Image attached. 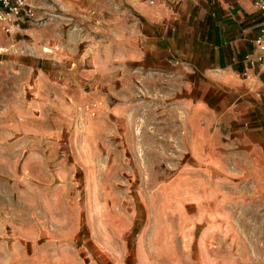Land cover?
<instances>
[{"label": "rangeland", "instance_id": "374dc122", "mask_svg": "<svg viewBox=\"0 0 264 264\" xmlns=\"http://www.w3.org/2000/svg\"><path fill=\"white\" fill-rule=\"evenodd\" d=\"M131 16L104 0L28 33L0 29V264L264 259V216L235 201L227 168L183 150L179 88L156 73L164 63L134 54ZM192 178L226 210L207 244L184 219L196 215Z\"/></svg>", "mask_w": 264, "mask_h": 264}, {"label": "crops", "instance_id": "0c3cea01", "mask_svg": "<svg viewBox=\"0 0 264 264\" xmlns=\"http://www.w3.org/2000/svg\"><path fill=\"white\" fill-rule=\"evenodd\" d=\"M27 1L46 19L57 11L73 19L104 7V0ZM106 2L131 10L134 26L124 35L138 44L134 54L164 63L156 73L172 72L181 96L183 150L195 164L227 168L235 201L264 216V49L257 42L262 15L255 0ZM22 31L32 28L13 27ZM183 194L196 202V215L184 218L187 227L204 226L207 244L225 227L226 210L208 207L201 178H192ZM197 261L215 264L203 256Z\"/></svg>", "mask_w": 264, "mask_h": 264}, {"label": "built area", "instance_id": "2783aa9c", "mask_svg": "<svg viewBox=\"0 0 264 264\" xmlns=\"http://www.w3.org/2000/svg\"><path fill=\"white\" fill-rule=\"evenodd\" d=\"M255 5L262 15V28L257 42L264 49V0H255ZM45 19L39 16L38 9L27 0H0V29L7 34L12 33L14 26L30 24L42 25ZM264 61V58L261 59Z\"/></svg>", "mask_w": 264, "mask_h": 264}, {"label": "bare ground", "instance_id": "6f19581e", "mask_svg": "<svg viewBox=\"0 0 264 264\" xmlns=\"http://www.w3.org/2000/svg\"><path fill=\"white\" fill-rule=\"evenodd\" d=\"M45 51H46V52H50V49H46Z\"/></svg>", "mask_w": 264, "mask_h": 264}]
</instances>
